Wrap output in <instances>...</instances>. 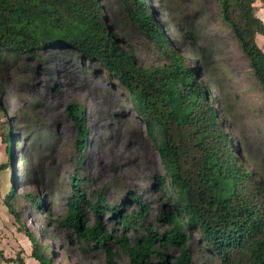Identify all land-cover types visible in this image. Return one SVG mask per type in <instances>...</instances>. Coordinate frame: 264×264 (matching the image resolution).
Segmentation results:
<instances>
[{"label": "rangeland", "instance_id": "rangeland-1", "mask_svg": "<svg viewBox=\"0 0 264 264\" xmlns=\"http://www.w3.org/2000/svg\"><path fill=\"white\" fill-rule=\"evenodd\" d=\"M146 1L187 63L197 64V79L209 92L221 129L264 189V93L219 18L218 0ZM101 2L104 13L114 18L116 0ZM254 13L264 21V1L254 2ZM118 37L132 47L138 64L162 61L151 41L134 29H123ZM255 41L264 51V35L257 33ZM69 101L83 107L87 141L82 151L74 145L76 127L64 112ZM0 102V162H5L0 203L13 183L8 200L17 213L16 219L5 204L0 210V264H18V257L24 264H40L30 254L32 243L24 228L53 264H106L101 249L87 246L72 229L55 222L66 210L74 171L91 201L102 192L106 203H119L122 213H128L137 210L132 196H138L147 208L143 223L164 229L158 215L169 209L170 188L162 182L166 177L155 143L126 88L97 62L73 48L52 46L34 56L6 55L0 58ZM31 197L40 203L35 205ZM84 213L91 222L93 212ZM99 215L104 228L118 236L120 219L108 209ZM124 231L132 245L145 232L138 225ZM186 233L194 264H220L204 249L196 230ZM111 246L113 259L124 263L126 255ZM164 251L166 261L152 258L151 264H171L178 254L173 246Z\"/></svg>", "mask_w": 264, "mask_h": 264}, {"label": "trees", "instance_id": "trees-1", "mask_svg": "<svg viewBox=\"0 0 264 264\" xmlns=\"http://www.w3.org/2000/svg\"><path fill=\"white\" fill-rule=\"evenodd\" d=\"M101 1L0 0V58L34 56L49 46L73 48L119 80L144 119L164 168L166 179L160 177L170 188L169 209L158 218L166 226L158 231L143 223L147 208L138 196H132L137 210L128 213H122L119 203H106L102 192L91 201L75 171L69 176L66 210L55 222L72 229L87 246L101 249L106 264H151L152 258L165 262L168 246L178 250L171 264H194L186 233L191 230L220 264H264V189L221 129L209 92L197 79V64L187 63L146 0H116L114 18L104 13ZM255 1L218 0V15L264 93V51L255 41L257 33L264 35V21L254 13ZM127 27L151 41L160 63H137L132 47L118 37ZM64 112L76 127L74 145L82 151L87 141L83 107L69 101ZM13 190L11 183L4 204L17 219L8 200ZM85 209L94 214L89 223ZM104 209L120 219L123 230L118 236L104 228L99 215ZM135 225L145 232L132 245L124 228ZM24 233L32 243L31 256L40 264H53L25 228ZM112 243L126 255L124 263L113 259ZM17 262L24 264L20 257Z\"/></svg>", "mask_w": 264, "mask_h": 264}, {"label": "crops", "instance_id": "crops-1", "mask_svg": "<svg viewBox=\"0 0 264 264\" xmlns=\"http://www.w3.org/2000/svg\"><path fill=\"white\" fill-rule=\"evenodd\" d=\"M1 198V197H0ZM4 204L0 203V210H4Z\"/></svg>", "mask_w": 264, "mask_h": 264}]
</instances>
